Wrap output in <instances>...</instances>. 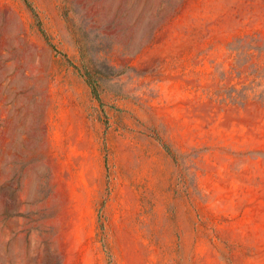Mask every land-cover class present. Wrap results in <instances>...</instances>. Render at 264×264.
Instances as JSON below:
<instances>
[{
    "label": "rangeland",
    "instance_id": "rangeland-1",
    "mask_svg": "<svg viewBox=\"0 0 264 264\" xmlns=\"http://www.w3.org/2000/svg\"><path fill=\"white\" fill-rule=\"evenodd\" d=\"M31 1L49 38L0 0V264H121L95 198L149 137L192 214L185 263L264 264V0Z\"/></svg>",
    "mask_w": 264,
    "mask_h": 264
},
{
    "label": "crops",
    "instance_id": "crops-1",
    "mask_svg": "<svg viewBox=\"0 0 264 264\" xmlns=\"http://www.w3.org/2000/svg\"><path fill=\"white\" fill-rule=\"evenodd\" d=\"M153 139L115 148L110 177L102 182L110 195L95 198L92 229H100L101 219L108 244L124 248L121 264H186L182 248L199 240L184 237L191 233L192 214L175 205L174 160Z\"/></svg>",
    "mask_w": 264,
    "mask_h": 264
},
{
    "label": "trees",
    "instance_id": "trees-1",
    "mask_svg": "<svg viewBox=\"0 0 264 264\" xmlns=\"http://www.w3.org/2000/svg\"><path fill=\"white\" fill-rule=\"evenodd\" d=\"M31 10L33 11L34 17L36 18L38 24L41 26L42 31L46 35L47 38H49L46 30L43 28V23L40 18V14L37 10V8L34 6L33 2L31 0H25ZM54 48H56L55 44H52ZM67 56V54H65ZM68 57V56H67ZM71 61V60H70ZM85 63V61L83 62ZM79 71H82V75L85 77L87 83L90 85L92 89V93L94 97L103 105L104 100L101 95V91L99 89V76L96 74L95 70L89 69L87 65L82 64V66H76ZM167 149V148H166Z\"/></svg>",
    "mask_w": 264,
    "mask_h": 264
},
{
    "label": "bare ground",
    "instance_id": "bare-ground-1",
    "mask_svg": "<svg viewBox=\"0 0 264 264\" xmlns=\"http://www.w3.org/2000/svg\"><path fill=\"white\" fill-rule=\"evenodd\" d=\"M164 3V2H163Z\"/></svg>",
    "mask_w": 264,
    "mask_h": 264
}]
</instances>
